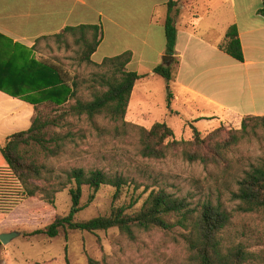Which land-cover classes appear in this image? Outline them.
Returning <instances> with one entry per match:
<instances>
[{
	"label": "trees",
	"instance_id": "16d2710c",
	"mask_svg": "<svg viewBox=\"0 0 264 264\" xmlns=\"http://www.w3.org/2000/svg\"><path fill=\"white\" fill-rule=\"evenodd\" d=\"M181 0H168L163 19L167 41L166 55L176 56L178 23L182 15ZM259 14L264 17V0ZM66 34L73 35V41L65 43V48L76 47V62L92 65L97 73L92 78L91 99L84 101L79 97L80 82L64 68L55 64L41 62V83L39 78L24 80L23 85H34L42 91L39 95L9 93L11 97L26 101L35 106L62 108L74 102L68 113L76 117H86L95 122L105 117L121 124L123 130L134 131L139 136L140 155L146 159L162 160L172 150L181 149L183 158L190 163L215 166L224 169L229 178L228 154L232 148L250 139L261 141L264 133V116H248L242 120L240 130H226L223 125L213 130L207 137L192 125V139L178 141L175 132L164 122L155 123L150 129L126 121L127 109L132 92L142 79L148 75L129 72L128 64L133 54L106 58L101 64L92 61L103 37L100 26H81L67 28ZM79 48H82L78 57ZM220 50L238 62H244V52L239 29L231 26L225 35ZM73 60V58L71 57ZM180 60L175 57L169 65H160L153 73L167 83L177 79ZM39 71V69H36ZM37 76L39 72L36 73ZM87 83V81H84ZM83 82V83H84ZM45 85V86H44ZM102 90H99L97 88ZM0 91L7 89L0 86ZM8 93V92H7ZM172 92L168 91V108H171ZM57 127L56 120L43 119L38 114L32 126L9 136L0 150V223L22 202L40 197L44 202L54 205L56 195L69 189L72 206L66 216H57L44 229L28 234L29 237L46 235L56 238L63 230L79 231L90 234L118 230L130 239L139 232L159 230L169 232L176 227L186 231L184 241L188 249L186 264H264V234L252 229L244 222L253 215L264 216V158L258 166H252L236 181L237 190L232 194L236 203L229 211L220 202L207 201L193 208L185 198H179L166 190L153 191L142 207L128 212L126 207H112L109 215L86 221H78L77 216L84 210L82 205L83 188L91 191L90 202L94 201L103 186L115 188L114 203L120 200L126 185L123 177H110L102 170L73 168L57 173L49 162L65 152L68 136L52 133ZM232 180V179H231ZM235 216L242 217V222ZM264 219V218H261ZM90 264H97L90 260Z\"/></svg>",
	"mask_w": 264,
	"mask_h": 264
},
{
	"label": "rangeland",
	"instance_id": "374dc122",
	"mask_svg": "<svg viewBox=\"0 0 264 264\" xmlns=\"http://www.w3.org/2000/svg\"><path fill=\"white\" fill-rule=\"evenodd\" d=\"M163 11L164 9L159 11L160 14ZM204 24L207 22L201 25ZM106 32L107 40L95 55V61H100L103 55L119 53L126 45L135 44L132 38H122L119 29L116 30L113 26H109ZM201 32L204 34L202 28ZM115 35L120 39L117 45L113 42ZM76 50L75 46L67 50L65 48L63 68L72 77L79 79V97L89 101L94 87L92 78L97 73V68L76 62ZM81 52L82 48H79L78 57ZM142 84H145L143 92L135 95L133 100L139 109L150 113L144 122V128L150 129L155 123L164 122L174 130L178 141L192 139V125L202 132L203 138L216 129L208 127L204 122L194 121L196 104L190 105L191 108L183 107V102L174 107L171 104L174 113L180 111L178 116L172 115L167 102V86L171 84L163 78L147 77ZM97 89L102 90L99 87ZM176 89L172 85L171 91L177 92ZM73 104L71 102L62 108L40 104L36 112L25 101L1 95L0 150L9 136L28 130L38 114L43 119L57 121V127L52 133L68 136L64 154L49 162V166L57 173L73 168H84L87 171L98 169L110 177L120 176L126 180L121 198L116 203L113 199L114 187L103 186L95 200L90 202L91 191L85 186L82 196L84 210L77 216L78 221L109 215L113 205L126 207L128 212L137 211L151 192L159 190L187 199L193 208L213 201L220 202L231 211L236 206L232 201V194L237 190L236 181L252 166L261 164L264 158V139L246 140L232 148L228 154L227 166L230 167L233 178H229L224 169L186 161L181 149L170 151L162 160L146 159L140 155L139 136L136 132L125 131L121 124L105 117L99 116L95 122H91L86 117L73 116L68 113ZM241 124L226 121L221 125L230 131L240 130ZM261 135L264 138L263 132ZM71 206L69 189L56 195L54 205L44 202L40 197L19 204L0 223V235L21 233L8 245L0 242V264H90V260L97 264L187 263L188 249L184 241L186 231L180 227L169 232H139L135 239L128 238L116 229L95 234L63 230L56 238L46 235L28 236L33 231L49 226L57 216H66ZM235 218L238 222L243 221L240 219L242 217ZM248 218L250 219L244 222L264 234V219H261L264 216L253 215Z\"/></svg>",
	"mask_w": 264,
	"mask_h": 264
},
{
	"label": "crops",
	"instance_id": "0c3cea01",
	"mask_svg": "<svg viewBox=\"0 0 264 264\" xmlns=\"http://www.w3.org/2000/svg\"><path fill=\"white\" fill-rule=\"evenodd\" d=\"M167 2L0 0V86L8 92L0 91V96L18 92L39 95L42 91L36 89L37 85H23L24 80L39 78L41 89V62L63 69L65 43L72 42L73 35L66 34L60 39L56 36L67 28L81 26H100L103 31L102 42L92 56L94 63L101 64L106 58L131 52L129 72L159 77L153 70L165 64L163 58L167 56L162 22ZM262 3L263 0H181L183 11L175 56L180 65L176 81L167 86V93L172 85L177 88V92L171 91L173 107L181 102L185 108L196 104L194 121L213 126L212 129L226 121L242 123L248 116H264V17L259 14ZM163 9L164 13L160 14ZM204 22L207 24L201 25ZM233 25L240 33L242 63L219 48ZM109 26L119 29L122 38L134 39L135 44L95 61V55L107 40ZM113 40L117 45L120 39L115 35ZM145 79L135 86L126 114L127 122L141 127L150 113L139 109L133 99L143 92ZM175 112L170 108L172 115L180 113Z\"/></svg>",
	"mask_w": 264,
	"mask_h": 264
},
{
	"label": "water",
	"instance_id": "95a60500",
	"mask_svg": "<svg viewBox=\"0 0 264 264\" xmlns=\"http://www.w3.org/2000/svg\"><path fill=\"white\" fill-rule=\"evenodd\" d=\"M163 61L165 62V64L167 66H169L171 64V62L174 61L173 57L170 56H165L163 58ZM21 235L20 232H11V233H4L0 235V242L3 245H8L11 241H13L14 239L18 238Z\"/></svg>",
	"mask_w": 264,
	"mask_h": 264
}]
</instances>
